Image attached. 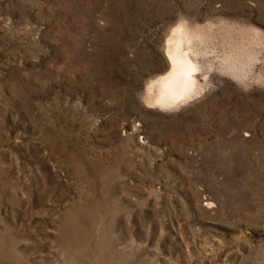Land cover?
<instances>
[{
    "label": "rangeland",
    "instance_id": "obj_1",
    "mask_svg": "<svg viewBox=\"0 0 264 264\" xmlns=\"http://www.w3.org/2000/svg\"><path fill=\"white\" fill-rule=\"evenodd\" d=\"M0 264H264V0H0Z\"/></svg>",
    "mask_w": 264,
    "mask_h": 264
},
{
    "label": "bare ground",
    "instance_id": "obj_2",
    "mask_svg": "<svg viewBox=\"0 0 264 264\" xmlns=\"http://www.w3.org/2000/svg\"><path fill=\"white\" fill-rule=\"evenodd\" d=\"M199 37H201L200 34ZM196 38V34L191 33L183 21L171 31L164 46L168 70L155 80L150 81L146 87L145 100L148 107L158 110H171L202 94L205 89L206 79H202V66L197 60V52L195 51ZM253 63L255 62L253 61ZM240 64L242 65V63ZM227 66L225 65L224 67L227 68ZM241 71L243 70L237 71L234 77L238 79L245 77Z\"/></svg>",
    "mask_w": 264,
    "mask_h": 264
}]
</instances>
